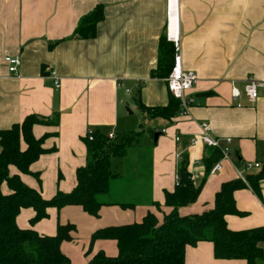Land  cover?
Masks as SVG:
<instances>
[{"label":"crops","instance_id":"0c3cea01","mask_svg":"<svg viewBox=\"0 0 264 264\" xmlns=\"http://www.w3.org/2000/svg\"><path fill=\"white\" fill-rule=\"evenodd\" d=\"M97 5L102 6L103 19L96 25L95 36H73L80 18ZM166 25L167 0H0V130L29 114L56 112L59 119L57 126L32 127L35 138L50 134L43 147L54 149L31 163L29 173L10 166L11 174L18 173L27 186L49 199L76 185V170L90 160L85 143L89 129L116 136L137 131L135 126L143 124L142 132L149 136L142 146L149 149L148 186L142 203L132 208L105 205L98 217L78 206L50 207L47 217L32 226V208L18 213L17 226L39 235H55L59 223L74 224L72 239L60 244L71 264H86L99 251L109 257L117 255L114 240L90 242L94 231L139 222L148 212L161 221L171 211L164 205V193L175 188L177 154L187 155L194 184H202L196 201L178 209L181 216L212 209L223 182L237 179V171L244 177L257 173L264 163V96L260 92L250 102L243 90L247 76L264 80V0H177L182 68L197 77L190 92L193 102L186 115L177 114L171 121L145 120L137 101L147 107L165 106L171 95L165 79L150 77ZM16 54L21 63L17 73L10 74L3 57ZM231 85L240 91L236 100L231 97ZM202 123L210 126L211 135L222 145L231 139L229 160H219L221 169L213 175H205L208 147L190 144L200 134ZM25 147L21 141V149ZM128 153L110 158L111 169L119 175L114 183L124 179ZM247 163L259 167L245 168ZM259 188V195L248 186L234 192L235 206L243 214L225 217L229 229L264 227V179ZM113 189L110 186L108 201L133 202L125 198L133 200L135 191ZM1 190L8 192L5 183ZM259 246L264 253V241ZM184 262L247 264L243 259H216L209 241L187 246ZM258 264H264V259Z\"/></svg>","mask_w":264,"mask_h":264},{"label":"trees","instance_id":"16d2710c","mask_svg":"<svg viewBox=\"0 0 264 264\" xmlns=\"http://www.w3.org/2000/svg\"><path fill=\"white\" fill-rule=\"evenodd\" d=\"M102 19V6L97 5L80 18L73 36L94 37L96 25ZM173 55V44L162 35L158 44L157 66L150 72V77L165 79L171 70ZM137 107L145 120L161 118L171 121L180 111L179 100L172 95L165 106L147 107L137 101ZM58 120L56 112L50 116L29 114L21 122L0 130V264H71L61 252L60 244L72 239L75 225L59 223L55 235H39L31 228L21 229L17 226L16 217L23 208L34 210L35 214L30 219L32 225L46 218L50 207L61 209L64 206H78L90 216L98 217L101 207L105 205L122 208L134 206L133 203L107 200L111 183L119 177L111 169L110 158L126 154V148L136 142L143 131V124L137 131L119 134L111 139L97 131H93L92 140L86 137L90 160L76 170V185L70 192H57L45 199L40 191L27 186L18 173H10V166L20 173H29L31 163L41 154L54 149L43 147L44 139L50 134L35 138L32 127L35 124L57 126ZM21 141L26 145L24 149H21ZM220 158L218 148H207L203 160L205 175ZM188 167L187 155L181 154L175 188L164 193V205L170 207L171 211L164 214L161 221L154 213L148 212L139 222L111 225L94 231L91 243L97 239L114 240L118 253L115 257H109L99 251L86 264H185V248L200 241L213 244L216 259H243L247 264H258L263 260L264 253L259 244L264 241V227L233 231L227 227L225 217L243 214L235 206L233 195L236 190L248 186L260 194L259 183L264 179V163L257 173L246 175L245 182L239 178L223 182L215 193L212 209L181 216L178 209L195 202L202 186L194 184ZM35 176L39 178L37 174ZM3 183L8 188L7 193L1 190Z\"/></svg>","mask_w":264,"mask_h":264},{"label":"built area","instance_id":"2783aa9c","mask_svg":"<svg viewBox=\"0 0 264 264\" xmlns=\"http://www.w3.org/2000/svg\"><path fill=\"white\" fill-rule=\"evenodd\" d=\"M174 21L175 30H170V22ZM166 40L172 42L174 47V56L173 64L171 70L167 77L165 78L167 89L169 93L176 99L179 100L180 111L178 115L183 116L188 113L189 106L193 102L190 92L193 88V85L197 81L196 75L191 71H185L182 68V57H181V47L180 40L177 33V0H167V25H166ZM3 62L5 63L7 70L10 74H16L17 69L20 66L21 60L19 55H5L3 57ZM50 75L54 78V87H59V82L57 81L56 74L53 70L50 71ZM244 81V94L250 102H255L259 97L260 92L264 96V80L254 78L252 76H247L243 79ZM126 92L128 90L126 89ZM231 97L236 100L240 96V91L237 87L231 85ZM201 132L200 134L192 138L190 141L191 145H196L202 143L207 147L218 148L221 153V160H229L230 149L228 147L230 138L225 139V145L220 143L218 138H215L211 135V128L207 123H202L200 125ZM162 133L165 132V129L161 130ZM86 137L88 140L93 139V130L89 129L87 131ZM108 138H113L114 134L110 133L107 135ZM178 136L175 137V140L178 141ZM177 158H180V154H177ZM220 161L216 162L211 169L209 170L208 175H213L220 171L221 164ZM259 167V164L247 163L245 168ZM238 178L245 182V177L241 172L237 171ZM194 176L192 175V179Z\"/></svg>","mask_w":264,"mask_h":264},{"label":"rangeland","instance_id":"374dc122","mask_svg":"<svg viewBox=\"0 0 264 264\" xmlns=\"http://www.w3.org/2000/svg\"><path fill=\"white\" fill-rule=\"evenodd\" d=\"M138 124H141V121ZM140 128V126L136 125L134 130H139ZM148 137L147 134L144 135L142 132L138 137L139 145L135 146V142H133L126 148V153H129L125 160L126 170L124 179L120 183L116 180V183L113 182L114 185L113 183L111 185L115 191L116 188L120 189V193L131 190L135 191L136 194L133 196V200L132 198H125L126 201H133V204L142 203L146 197L145 191L148 186L149 175V149L143 148V144L145 141H149Z\"/></svg>","mask_w":264,"mask_h":264},{"label":"bare ground","instance_id":"6f19581e","mask_svg":"<svg viewBox=\"0 0 264 264\" xmlns=\"http://www.w3.org/2000/svg\"><path fill=\"white\" fill-rule=\"evenodd\" d=\"M170 30L171 31H174L175 30L174 21L173 20L170 22Z\"/></svg>","mask_w":264,"mask_h":264},{"label":"water","instance_id":"95a60500","mask_svg":"<svg viewBox=\"0 0 264 264\" xmlns=\"http://www.w3.org/2000/svg\"><path fill=\"white\" fill-rule=\"evenodd\" d=\"M157 137H158V134L157 132L154 134V142L156 143V140H157Z\"/></svg>","mask_w":264,"mask_h":264}]
</instances>
